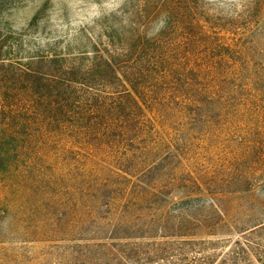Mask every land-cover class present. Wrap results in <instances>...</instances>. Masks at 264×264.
I'll return each instance as SVG.
<instances>
[{"label":"rangeland","instance_id":"1","mask_svg":"<svg viewBox=\"0 0 264 264\" xmlns=\"http://www.w3.org/2000/svg\"><path fill=\"white\" fill-rule=\"evenodd\" d=\"M145 2L0 0V33L14 58L54 47L94 53L107 34L152 17ZM197 20L206 33L188 31ZM164 25L172 41H195L178 56L215 65L216 90L171 97L139 128L117 117L127 129L115 142L64 138L50 116L45 131L37 122L2 141L0 264H118L111 244L151 242H196L190 263L264 264V0L257 9L254 0H166L145 30ZM201 32L209 37L197 43ZM139 180L154 188L137 189Z\"/></svg>","mask_w":264,"mask_h":264},{"label":"trees","instance_id":"2","mask_svg":"<svg viewBox=\"0 0 264 264\" xmlns=\"http://www.w3.org/2000/svg\"><path fill=\"white\" fill-rule=\"evenodd\" d=\"M257 1L254 0L256 9ZM164 3L166 0H146L140 8L142 12L156 9L154 16L130 21L128 29L123 27L107 34V46L94 53L54 47L14 58L15 45L7 44L0 33V143L9 139L17 142L21 134H30L37 122L45 131L49 121L43 122L44 116H50L64 138L94 143L107 138L115 142L121 138L118 133L127 129L117 117H134L132 123L139 128L148 115L161 113L171 97L211 95L221 74L215 65L211 61L191 59L190 54L183 58L177 55L178 48L195 41L191 38L172 41L168 25L156 35L145 30L161 13ZM187 29L206 33L205 25L199 20L189 23ZM202 32L197 35V43L209 37ZM219 44L213 37L206 45L215 48ZM227 63L224 60L223 64ZM229 76L224 78L228 80ZM37 116L42 118H33ZM5 154L0 147L2 163ZM123 168L119 170L136 176ZM152 184L139 180L137 189H153ZM212 203H216L214 198ZM181 244L186 247L160 242L111 244L108 252L118 264H172L174 259L183 264H197V257L191 263L188 257L189 252L197 254V243ZM199 264H218V261L206 256L199 259Z\"/></svg>","mask_w":264,"mask_h":264}]
</instances>
